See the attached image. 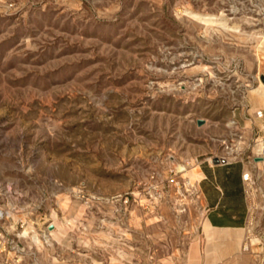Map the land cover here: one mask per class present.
Returning <instances> with one entry per match:
<instances>
[{
  "label": "rangeland",
  "instance_id": "1",
  "mask_svg": "<svg viewBox=\"0 0 264 264\" xmlns=\"http://www.w3.org/2000/svg\"><path fill=\"white\" fill-rule=\"evenodd\" d=\"M261 76L264 0H0V264H264ZM221 154L237 252L188 176Z\"/></svg>",
  "mask_w": 264,
  "mask_h": 264
},
{
  "label": "crops",
  "instance_id": "2",
  "mask_svg": "<svg viewBox=\"0 0 264 264\" xmlns=\"http://www.w3.org/2000/svg\"><path fill=\"white\" fill-rule=\"evenodd\" d=\"M255 99L258 100L257 97ZM257 104H259L258 101ZM257 110L260 122L254 124L252 128L264 131V106ZM198 167L201 176L196 184L203 221L212 228L223 229L221 232L226 233L212 243L217 246H232L237 252L242 243L240 229L244 227L248 213L245 186L242 181L246 164L241 159H230L219 163L203 160L199 162Z\"/></svg>",
  "mask_w": 264,
  "mask_h": 264
},
{
  "label": "bare ground",
  "instance_id": "3",
  "mask_svg": "<svg viewBox=\"0 0 264 264\" xmlns=\"http://www.w3.org/2000/svg\"><path fill=\"white\" fill-rule=\"evenodd\" d=\"M252 95L258 98V103L261 106H264V83H260L256 88H254L252 90ZM188 176L190 179V182H194L197 181L198 178L201 176V172L199 170L198 164L194 165L189 171H188ZM223 229H216V228H212L211 226H209V224L205 221L204 223V231L207 237V240H211L215 233L217 231H222ZM215 247L212 244L210 246V250H214Z\"/></svg>",
  "mask_w": 264,
  "mask_h": 264
},
{
  "label": "built area",
  "instance_id": "4",
  "mask_svg": "<svg viewBox=\"0 0 264 264\" xmlns=\"http://www.w3.org/2000/svg\"><path fill=\"white\" fill-rule=\"evenodd\" d=\"M259 114V113H258ZM214 158V157H213ZM213 158H210V161H212L211 159ZM220 162L225 161L227 162L229 159V157H227L226 154H221V155H218V157ZM208 161V162H210ZM242 181L244 183V186H245V193H246V186L248 185V183H250L251 181V174H250V171L246 168V170L242 173ZM12 264H17V263H12Z\"/></svg>",
  "mask_w": 264,
  "mask_h": 264
},
{
  "label": "water",
  "instance_id": "5",
  "mask_svg": "<svg viewBox=\"0 0 264 264\" xmlns=\"http://www.w3.org/2000/svg\"><path fill=\"white\" fill-rule=\"evenodd\" d=\"M261 80L264 82V76H261ZM262 159H263L262 156H256L255 157V160H262ZM212 161H213V163H219L220 162L219 158H217V157H214L212 159ZM222 162H225V161L222 160Z\"/></svg>",
  "mask_w": 264,
  "mask_h": 264
}]
</instances>
